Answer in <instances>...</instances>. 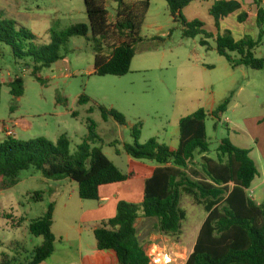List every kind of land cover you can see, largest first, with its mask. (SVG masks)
Masks as SVG:
<instances>
[{
    "label": "rangeland",
    "instance_id": "obj_1",
    "mask_svg": "<svg viewBox=\"0 0 264 264\" xmlns=\"http://www.w3.org/2000/svg\"><path fill=\"white\" fill-rule=\"evenodd\" d=\"M149 2L141 30L143 39L135 45L129 71L122 76L93 73L94 51L84 37L69 38L59 49L60 59L49 67H43L36 75L32 72L34 64L31 60L15 58L10 47L0 42L1 128L10 123L11 117H23L32 123V129L27 132L13 129L15 134L12 138L27 141L44 137L54 142L65 134L70 141V150L74 152L87 137L90 122H94L97 136L93 145L100 147L122 172L131 171L132 176L140 175L138 171L144 169L137 164L138 161L155 164L136 159L128 162L123 144L132 143L131 129L134 126L140 130L139 144L146 143L150 138L170 144L176 139L181 117L191 115L200 108L210 112L225 99H228L226 111L217 120L208 116L205 121L210 142L208 155L216 157V148L227 134L232 135L236 146H248V143H240L237 137L248 141L250 134H256L262 140L264 68H233L216 52L212 39L208 42L213 48L206 50L199 43L201 35L183 37L182 28L173 20L165 0ZM214 2L194 0L182 9L181 14L186 20L203 22L207 32L229 31L237 40H256L260 29L264 31V23L259 28L255 18L245 19L244 22L237 20V16L244 12L240 0L235 1L240 8L220 18L216 27L215 19L209 12ZM104 6L108 10L109 21H112L117 2L105 0ZM0 18L15 20L29 29L35 35L32 43L36 48L49 44L53 32L59 33L75 24H87L83 0H0ZM254 52L257 57L264 58V34ZM15 77L23 81V93L19 98L10 93L9 83ZM80 96L86 97L87 101L79 102ZM100 108L114 109L123 114L125 125L110 117L104 118ZM3 130L0 131V142L6 138ZM199 160L197 155L194 163L198 164ZM31 174L40 175L30 168L21 171L19 177ZM1 180L4 179L1 177ZM45 185L29 178L0 192V212H9L11 204H14L12 212L15 216L30 211V199L25 193L30 188L42 190ZM64 187L70 193L72 187H76L69 201L65 198L56 200L53 194L43 191L41 201L31 202L33 208L29 216L32 217L39 216L49 204L53 205L52 227H55V233L57 227H77L79 223L77 183L71 180ZM250 194L257 200L264 194V183L252 189ZM17 202H20L19 205H16ZM65 202L68 204L66 208L63 207ZM180 206L186 212V219L177 242L156 231L155 218L137 219L138 237L150 243L149 249L154 248L155 258L159 259L158 263L152 264H184L192 252L206 213L188 195L181 197ZM5 220L0 216V239L11 235L1 228ZM26 225L22 223L19 227ZM2 251L8 253L10 249L0 247Z\"/></svg>",
    "mask_w": 264,
    "mask_h": 264
},
{
    "label": "trees",
    "instance_id": "obj_2",
    "mask_svg": "<svg viewBox=\"0 0 264 264\" xmlns=\"http://www.w3.org/2000/svg\"><path fill=\"white\" fill-rule=\"evenodd\" d=\"M83 1L87 24H75L59 33L53 32L47 45L34 47L35 35L29 29L15 20L3 18H0V42L10 47L15 58L31 60L34 64L32 72L36 75L40 69L60 59L59 49L69 38L84 37L94 51V74L125 75L135 54V45L143 39L141 30L149 0H113L118 6L112 21H109L105 0ZM165 1L173 20L180 24L183 37L201 35L199 43L206 50L213 48L208 42L212 39L216 52L233 68H264V58L257 57L254 52L261 44L262 29L256 40H237L229 31L212 34L204 29L200 20H186L182 16V9L194 0ZM254 2L257 6L256 22L260 28L264 23V10L260 7L261 0ZM236 8H240V4L235 1L215 0L209 12L216 27L220 18ZM246 18L245 11L237 16L239 22ZM9 86L12 96L19 98L22 95L23 81L20 77H15ZM1 87L0 82V97ZM83 101L87 98L80 96L79 102ZM227 104L228 99H225L210 112L200 108L181 117L178 121L179 143L175 150L155 138L139 144L140 130L136 126L131 129L133 141L124 143L123 151L132 159L149 160L158 166L145 180L142 201H119L115 215L94 230L99 250H113L118 264H150V243L138 237L137 219L155 218L156 231L177 242L186 219L180 200L183 195H188L203 207L206 216L184 264H264V202L256 203L247 193L259 174L249 150L224 137L216 148V157L207 156L210 142L206 118L211 116L217 120L226 111ZM100 109L104 118L110 117L125 125L120 112ZM96 136L95 124L90 122L87 137L74 152H71L70 141L65 134L54 142L44 137L21 141L6 136L0 142V178L4 179V185H14L21 171L34 168L45 178L75 181L81 199L97 200L101 185L125 181L132 173L122 172L100 147L93 145ZM197 155L200 156L198 164L194 163ZM53 210V205L49 204L43 215L30 221L31 234L42 237L43 242L34 248L28 264H39L54 251ZM6 258L3 253L1 264H7Z\"/></svg>",
    "mask_w": 264,
    "mask_h": 264
},
{
    "label": "crops",
    "instance_id": "obj_3",
    "mask_svg": "<svg viewBox=\"0 0 264 264\" xmlns=\"http://www.w3.org/2000/svg\"><path fill=\"white\" fill-rule=\"evenodd\" d=\"M240 1H242V9L247 13L246 20L251 18H255L256 20L257 6L254 0ZM260 7L264 10V0H261ZM240 68L242 67L236 66V69ZM214 108H212V110ZM9 122L12 123L11 125L14 130L27 132L32 129V123L23 117H11ZM1 130L3 129L0 125V131ZM176 135V139L172 140L170 144H167L172 150H175L179 143V128ZM227 137L234 143L231 134H227ZM237 138L240 143H248L246 144L248 146H240L238 144V147L249 150V156L254 161L259 172L254 178L250 188L247 189V193L256 203L261 204L264 202V194H261L259 198L255 200L254 197L251 196L250 191L264 183V137L260 140L259 137H256V134H250L248 141L246 139L242 140L241 137ZM127 160L129 163L132 162V158L130 157H128ZM137 164H141L142 168H144L142 171H138L141 173L140 175L131 176L122 182L101 185L98 189L99 198L97 200H83L79 197L77 204L80 209V215L77 227H57L56 233L55 227H51V231L55 236L54 251L49 258L39 264H118L116 254L113 250H99L97 248L94 230L101 226L103 221L115 215L119 201L124 200L135 203H140L142 201L145 180L152 175L154 169L158 165L145 161H138ZM138 166L139 165L136 167ZM129 173H131V171ZM29 178H34L41 183H45L46 188L42 190L30 188V190L25 193L30 199V202H28L30 211H25L23 214L15 216L12 212L14 204H11L8 207L9 212L5 210L0 212V216L6 219L1 224V228L7 234L10 233L12 235L0 239V247L10 249L8 253L3 251L0 252V264L3 253L7 256L5 260L7 264H28L32 259L34 248L41 245L43 242L42 237L31 234L29 224L32 219L43 215L47 208L42 210L39 216H29L33 208L31 202L41 201L44 196L43 191L53 194L56 200L65 198V200L69 201L72 199V193H74L76 188L72 187V193H70V190L64 187V184H68L71 181L70 179L63 178L60 180H53L37 174L19 177L15 184L26 182ZM2 184L4 185V180L0 178V192L8 190L12 186H2ZM19 203L20 202H17L16 205H19ZM67 205V202H65L63 207L66 208ZM22 223L27 225L25 227H19ZM168 262H170V260Z\"/></svg>",
    "mask_w": 264,
    "mask_h": 264
},
{
    "label": "built area",
    "instance_id": "obj_4",
    "mask_svg": "<svg viewBox=\"0 0 264 264\" xmlns=\"http://www.w3.org/2000/svg\"><path fill=\"white\" fill-rule=\"evenodd\" d=\"M11 124L12 123H6L3 126V129H5L3 131L5 132L6 136H13L14 135L13 126ZM154 251H155L154 248L149 249V256H150V261H151L150 264L159 262V259L155 258L156 254Z\"/></svg>",
    "mask_w": 264,
    "mask_h": 264
},
{
    "label": "bare ground",
    "instance_id": "obj_5",
    "mask_svg": "<svg viewBox=\"0 0 264 264\" xmlns=\"http://www.w3.org/2000/svg\"><path fill=\"white\" fill-rule=\"evenodd\" d=\"M157 255H159V256H160V253H157ZM161 256H162V255H161ZM161 256H160V257H161ZM164 261H165V260H164ZM166 261H167V260H166Z\"/></svg>",
    "mask_w": 264,
    "mask_h": 264
}]
</instances>
